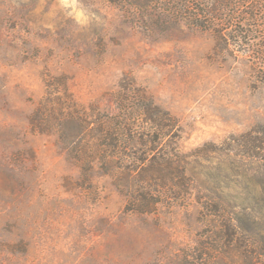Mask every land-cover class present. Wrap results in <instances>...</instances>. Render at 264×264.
<instances>
[{
    "label": "rangeland",
    "instance_id": "rangeland-1",
    "mask_svg": "<svg viewBox=\"0 0 264 264\" xmlns=\"http://www.w3.org/2000/svg\"><path fill=\"white\" fill-rule=\"evenodd\" d=\"M111 1L0 0V264H264V170L196 150L264 126L263 64L228 41L244 17L174 13L201 2L216 17L243 0H159L144 15ZM258 9L250 23L264 33ZM127 88L133 105L151 99L176 118L186 175L206 190L162 191L151 214L126 209L139 184L119 167L134 152L115 154L101 131ZM143 128L131 116L126 134Z\"/></svg>",
    "mask_w": 264,
    "mask_h": 264
},
{
    "label": "trees",
    "instance_id": "trees-1",
    "mask_svg": "<svg viewBox=\"0 0 264 264\" xmlns=\"http://www.w3.org/2000/svg\"><path fill=\"white\" fill-rule=\"evenodd\" d=\"M184 2L182 1L179 9L177 7L174 9L175 15H178V11H182L187 14L188 18L196 21L209 19L212 20V23L227 21V17L231 23H234L236 19L239 21L240 18L244 17L245 19L239 21L242 28L231 29L229 34H227L228 41L234 42L236 40L239 43L238 48H241V51L243 50L245 55H249L254 61L256 59L258 63L263 64L262 67L254 69V72L257 78L264 81V61H262L264 58V33L261 32V27L255 25V23H250L251 20H260L261 17L256 13V10L264 8L262 6L263 3L243 0V2H238L235 5L237 13L233 9L230 11L236 14V16L230 13L214 17V11L217 14L219 11L216 6V9L213 10L208 7L207 3L200 2V7L197 5L195 9L191 3H188L190 4L188 6L187 4H183ZM111 3L119 9L140 12L142 15L145 14L146 10L153 9L154 6H158L156 9H160L162 5L159 0H112ZM245 6L246 11L243 15L240 10L243 7L245 8ZM248 8L252 13L247 12ZM240 45L243 46L240 47ZM258 63L256 62V66L259 65ZM259 68H263V71ZM125 91L121 94L122 97L119 96L118 99H115L116 108L119 110V117L117 121L113 122L118 123L116 125L110 123L107 126L104 125L101 137H110V141H113L112 137L116 138L114 142H118L114 145L115 150L113 151H115V154L119 155L122 153L123 146L121 144H124L127 149H133L134 155L131 159L124 160V167H119V170L128 168L127 175L133 176L132 184H139L135 187L131 186L128 189V207L126 209L128 208V211L134 213L151 214L155 212L160 203L158 198L164 196L162 191H173L175 194L177 191L178 194L181 193L179 198L186 199L194 189L206 190L207 188L203 184H196L193 180L188 179L186 175L191 155L182 153L174 141L175 135L173 132L178 128L176 118L153 103L151 99L150 101H142L139 105H133L132 97L129 96L131 94L129 93V88ZM131 116L138 122H144V133L140 134L139 138L131 136L133 139H130L131 137H128L126 134ZM259 128L262 131H259ZM231 139L234 140L231 141ZM70 147L75 148L73 145ZM207 148H209L210 152L217 155L220 154L227 157L234 155L233 157L239 161H250L256 173L264 170V126L232 136V138L225 140L220 145L207 144L196 150L206 153L207 151L203 150ZM147 173L153 175V181L157 183L154 190L146 188V185L149 183L146 182L147 179L145 178ZM140 190L144 191V193H147L145 191H149V196L138 194L137 192ZM210 199L212 201L204 199L205 202L202 203V207L208 213L207 216H211L209 209L211 210L212 208L210 207L221 208V205H219L220 201H216V197ZM217 211L223 214L221 213L223 210ZM230 222L232 223L231 220ZM231 226L235 227L233 223Z\"/></svg>",
    "mask_w": 264,
    "mask_h": 264
}]
</instances>
